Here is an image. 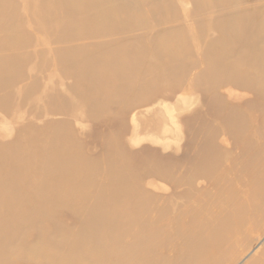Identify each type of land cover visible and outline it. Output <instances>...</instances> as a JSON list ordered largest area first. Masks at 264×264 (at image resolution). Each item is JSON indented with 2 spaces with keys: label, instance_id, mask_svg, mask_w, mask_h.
Returning <instances> with one entry per match:
<instances>
[{
  "label": "rangeland",
  "instance_id": "1",
  "mask_svg": "<svg viewBox=\"0 0 264 264\" xmlns=\"http://www.w3.org/2000/svg\"><path fill=\"white\" fill-rule=\"evenodd\" d=\"M205 1L208 10L197 11L194 0H130L131 10L141 16L130 23L126 20V28L62 37L56 30L36 26L33 7H24L23 0H15L16 16L23 23L22 40L16 46L0 49V55L17 56L21 67L15 76L4 79L2 92L7 94V100L0 106V157L7 167H0V176L17 173L22 177L25 170L32 171L35 179H28L27 174L22 179V184L29 186L39 178L38 145L46 150L49 140L65 149L66 144L70 145V155L88 162L101 160L104 144H114L118 149L115 158L125 160L129 170L135 172L138 192L146 198L151 211L166 212L158 224L155 212L137 219L145 222L151 216V223L142 224L150 233L153 227L164 226L158 248L164 258L184 257L185 239L190 232L201 225L212 229L225 220L233 222L235 210L243 205L246 224L234 235L217 264H264V105L255 102L261 87L225 82L212 93L196 82L206 66L202 51L206 42L216 36L209 23L220 21L218 16L227 12L217 7L215 0ZM159 3H168V9L153 11ZM260 6H264V0H240L234 9L257 11ZM84 17L88 18L87 14ZM169 30L188 33L192 51L185 55L181 68L160 73L158 87L130 89L124 97L109 102L100 92L99 101L91 108L83 99L77 79L59 68L60 64H68L60 60L58 53L62 50L102 43L131 47L134 42L149 43ZM238 48L239 45L233 47L226 59L247 55ZM103 92L109 96L113 90ZM233 113L245 117L235 131L230 118ZM105 132L110 134L107 140ZM17 155L24 161L15 170ZM102 167L100 162L96 171ZM85 174L75 173L72 178L70 190L74 194L79 193L75 189ZM252 199L258 203L256 211L251 209ZM131 203V199H124L119 205L123 215ZM35 222L42 225L46 220L37 218ZM61 222L74 227L75 218L64 213ZM32 229L29 224L22 227L27 246L39 239ZM131 233V238L141 234ZM73 241L74 235L70 234L69 242Z\"/></svg>",
  "mask_w": 264,
  "mask_h": 264
},
{
  "label": "bare ground",
  "instance_id": "2",
  "mask_svg": "<svg viewBox=\"0 0 264 264\" xmlns=\"http://www.w3.org/2000/svg\"><path fill=\"white\" fill-rule=\"evenodd\" d=\"M122 1L120 4L115 0H23V4L24 7H33L36 26L56 30L57 36L73 37L122 30L126 28V20L130 23L141 16L138 11L131 10L130 0ZM215 1L217 7L227 12L218 16L220 21L209 23L216 36L206 42L202 51L206 66L196 82L212 93L225 82L236 85L252 83L262 89L255 98L257 105L262 106L264 6L257 11H239L234 8L239 7L240 0ZM167 4L159 3L152 10H166ZM194 6L197 11L208 10L205 0H194ZM17 11L15 0H0V49L16 46L22 40L23 23L18 20ZM190 41L191 37L185 31L169 30L149 43L134 42L131 47H111L110 43H102L65 49L58 55L68 64L65 67L60 64L59 68L65 75L77 79L84 101L94 108L100 92L109 102L124 97L130 89L158 87L160 73L182 67L185 55L192 51ZM238 45V51L247 55L227 60L231 56L227 54ZM92 50L93 55L82 54ZM148 55L155 59L148 60ZM19 61L15 55H0V106H4L7 100V94L2 92L5 81L15 76L21 67ZM107 88L113 90L109 96L103 92ZM230 118L234 131L243 125L242 119L245 120L238 113H233ZM104 137L107 140L110 134L105 132ZM47 144L46 150L38 145L39 178L29 186H24L22 179L26 174L28 179H35L32 171L25 170L22 177L17 173L0 176V205H3L0 209V264H217L234 235L246 224L243 205H240L235 210L233 222L225 220L212 229L199 226L185 239L184 257L168 260L158 251L164 226L153 227L154 231L150 233L142 224L151 223V216L145 222L137 221L155 212L154 221L158 224L166 212L161 209L151 211L146 198L138 192L135 172L129 170L125 160L115 158L118 149L114 144H104L102 158L97 162L77 161L75 155H70V145L66 144V149L60 145L57 147L53 140ZM23 161V157H15V170ZM100 162L103 167L96 171ZM5 164V159L0 157V167ZM207 166L211 165L207 163ZM82 171L86 173L85 177L75 189L79 193L74 194L75 191L70 190L73 188L72 178ZM124 199L132 200L131 206L124 211L126 215L119 208ZM257 206L252 199L251 209L256 211ZM64 213L74 216V227L61 222ZM37 218L45 219L46 223L36 224ZM25 224L32 226L38 235L39 239L33 245L24 244L21 231ZM177 225L180 227L181 222ZM200 230L202 237L198 238ZM132 231L141 234L131 238ZM70 234L74 235L73 242H69Z\"/></svg>",
  "mask_w": 264,
  "mask_h": 264
}]
</instances>
